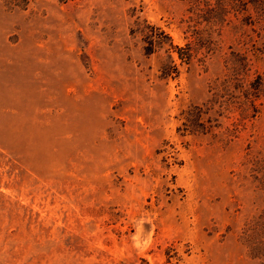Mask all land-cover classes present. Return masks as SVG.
Here are the masks:
<instances>
[{
    "label": "rangeland",
    "instance_id": "374dc122",
    "mask_svg": "<svg viewBox=\"0 0 264 264\" xmlns=\"http://www.w3.org/2000/svg\"><path fill=\"white\" fill-rule=\"evenodd\" d=\"M190 5L0 0V264H264V93L242 122L183 123L261 27L229 0L205 47ZM150 26L189 62L169 37L146 52Z\"/></svg>",
    "mask_w": 264,
    "mask_h": 264
},
{
    "label": "trees",
    "instance_id": "16d2710c",
    "mask_svg": "<svg viewBox=\"0 0 264 264\" xmlns=\"http://www.w3.org/2000/svg\"><path fill=\"white\" fill-rule=\"evenodd\" d=\"M228 1L217 0L216 5L208 8V5H210L209 0H192V5L189 7L191 14L187 19L189 24L186 30L191 31L193 42L204 39L207 42L204 46L209 47L213 40L212 32H208L206 28L197 27V24H201L204 20L207 23V28L208 26L212 27L210 24L218 22L219 18L222 17ZM238 4L241 6L239 12L248 16V20L240 19L239 24L237 23L238 27L246 23H258L261 28L256 35L259 38H264V32H262V29H264V0H238ZM251 4L255 7V14L249 11ZM204 6H207V8H204ZM156 27L158 28V26ZM157 28L150 26L146 30L145 41L147 44L145 51H154V47L157 44L166 43L165 39L169 37V47L175 49L177 56L182 62L188 63L194 49L191 42H186L185 45L181 46L172 44L171 37L163 29L158 31L156 30ZM251 29L254 30V28ZM168 52L170 63L165 66V69L178 72V66L172 57L171 50ZM252 55L249 56V52H231L226 57L225 67L227 72L222 78L217 77L209 84L208 98L201 104H195L184 111L183 123L185 128L191 127L192 129V126L197 124L198 126L200 125L201 131H209L213 125L212 120L231 112L237 113V122L256 116L260 110L257 100L264 93V75L257 68L254 69L256 74L251 73L250 70L254 61L264 63V54L261 49L254 46Z\"/></svg>",
    "mask_w": 264,
    "mask_h": 264
}]
</instances>
